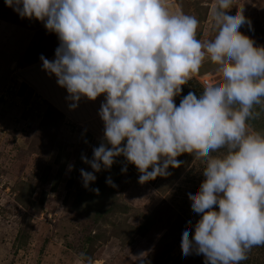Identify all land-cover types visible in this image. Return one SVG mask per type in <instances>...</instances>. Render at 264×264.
I'll use <instances>...</instances> for the list:
<instances>
[{
	"label": "clouds",
	"instance_id": "1",
	"mask_svg": "<svg viewBox=\"0 0 264 264\" xmlns=\"http://www.w3.org/2000/svg\"><path fill=\"white\" fill-rule=\"evenodd\" d=\"M4 3L56 34L54 59H39L66 89L70 109L82 97L104 96L103 140L92 159L81 157L92 169L80 170L86 189L117 157L135 165L143 184L170 175V166L183 163L176 157L194 153L206 161L204 179L188 193L200 218L182 226L181 254H202L204 264H241L253 247L264 246V134L247 123L264 101V46L240 31L245 24L251 30V21L231 7L235 0H212L211 39H198V19L170 11L166 0ZM206 58L219 74H205L199 96L189 91L177 106L174 98ZM106 184L116 187L110 177ZM142 256L136 264H144Z\"/></svg>",
	"mask_w": 264,
	"mask_h": 264
},
{
	"label": "rangeland",
	"instance_id": "2",
	"mask_svg": "<svg viewBox=\"0 0 264 264\" xmlns=\"http://www.w3.org/2000/svg\"><path fill=\"white\" fill-rule=\"evenodd\" d=\"M211 3L166 0L170 11L195 16L196 35L207 39ZM231 7L243 9L251 21V30L245 24L240 31L264 46V0H235ZM58 45L42 22L21 19L0 0V264H86L81 254L94 264H136L141 254L144 264H204L202 254H181L180 234L185 223L194 226L200 218L188 193L204 179L206 161L184 153L176 157L183 161L179 168L169 167L170 175L143 184L139 175L113 164L116 187L105 180L102 193L92 196L80 175L92 169L81 157L92 159L99 141L37 95L36 80L21 71L41 62V55L54 56ZM192 80L200 89L182 86L180 100L189 91L199 96L202 83ZM22 199L31 203L25 206ZM253 252L241 264L252 263Z\"/></svg>",
	"mask_w": 264,
	"mask_h": 264
},
{
	"label": "crops",
	"instance_id": "3",
	"mask_svg": "<svg viewBox=\"0 0 264 264\" xmlns=\"http://www.w3.org/2000/svg\"><path fill=\"white\" fill-rule=\"evenodd\" d=\"M54 57L55 55L47 59L53 60ZM8 67L13 70L12 63L8 65ZM21 71L36 80L35 84L38 85V87H36L38 89L37 95L48 102L54 109L66 115L69 121H74L76 126L84 125L87 127L89 135L91 134L93 136L92 139L95 138V141L93 140L95 143L103 140L104 122L98 115L101 103L104 102L103 95L97 97L94 101L82 97L78 102V107L70 109L69 105L71 102L66 99L68 96L66 89L58 86L55 75L49 76L42 70V62H37V64L32 67ZM208 73L219 74V65L213 64L210 59L206 58L201 65L199 73L194 74L191 78L196 79L201 84L203 83V77ZM82 108L83 110H87L86 115L88 116L86 118H83ZM252 111L253 116L247 121L250 130L264 134V101H262L261 104L254 105ZM250 123H255V128H253ZM134 175L138 176L136 173H134Z\"/></svg>",
	"mask_w": 264,
	"mask_h": 264
},
{
	"label": "trees",
	"instance_id": "4",
	"mask_svg": "<svg viewBox=\"0 0 264 264\" xmlns=\"http://www.w3.org/2000/svg\"><path fill=\"white\" fill-rule=\"evenodd\" d=\"M200 37H201V32H199L198 34H197V38L198 39H200ZM192 86H195L194 87V89H199V86L198 85H196V82L195 81H189L188 82V84H187V86H183V87H191L192 88ZM193 89V90H194ZM187 90H188V88H187ZM182 91H183V89H182ZM182 91H181V93L180 94H182ZM186 92V91H185ZM174 101L177 103V106L179 105V103H180V99H179V96H177V97H175L174 98ZM51 109H53V108H51ZM54 111V110H53ZM100 143L101 142H98L97 144H95V146L97 145V146H99L100 145ZM123 146V145H122ZM110 147V146H109ZM194 154V153H193ZM114 166L115 167H117V168H119V169H121L122 167H126L127 168V171L126 172H131L133 175H134V173H136V174H138V175H140V173H139V171H138V169L135 167V165H133V164H131V163H128L127 161H126V159L123 157V156H120V157H117L116 158V162L114 163ZM149 171H151V169H149ZM173 171H174V168H173ZM121 172V171H120ZM103 174H101V173H98L97 172V180H95L96 181V184L95 185H93L92 183L89 185V191H92V196H94V195H97L94 191H93V189H99V194L100 193H102V189L106 186L105 185V180L107 179V178H109V177H111L112 176V173H113V171L112 170H105V172H102ZM24 199H22L20 202L21 203H24L25 204V206L28 204H30L31 202V200H29V202L28 203H26L25 201H23ZM98 219H100V218H98ZM97 219V220H98ZM95 238H98V236H95ZM253 250H256V252L254 253V254H252L253 255V257H252V260H253V262L252 263H249V264H264V262H261V258H262V254H264V246H258V247H253ZM251 255V256H252ZM262 260H264V257H263V259ZM86 263V262H85Z\"/></svg>",
	"mask_w": 264,
	"mask_h": 264
}]
</instances>
